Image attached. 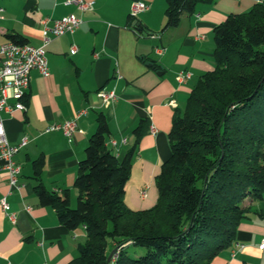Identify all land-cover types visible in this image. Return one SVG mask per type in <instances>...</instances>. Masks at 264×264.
Wrapping results in <instances>:
<instances>
[{
    "label": "crops",
    "instance_id": "crops-1",
    "mask_svg": "<svg viewBox=\"0 0 264 264\" xmlns=\"http://www.w3.org/2000/svg\"><path fill=\"white\" fill-rule=\"evenodd\" d=\"M67 0H0V45L5 35L17 33L32 46L41 45L43 20L73 14L82 24L73 34H64L46 46L49 75L30 73L23 102L25 111L2 112L5 136L11 145L23 138L27 144L14 156L20 166L17 189L9 188L0 171V199L9 206L0 208V264H69L78 255L86 234L82 227L67 230L55 211L38 203L37 184L75 202L74 180L78 164L102 114L109 133L105 145L118 161L135 147L124 201L133 210L152 208L158 198L155 177L169 158L172 119L182 112L198 78L213 69V29L228 15L248 11L264 0H214L196 5L183 14L174 28L164 29L165 0H85L91 12L81 13ZM134 2L149 6L147 12L131 19ZM137 22L135 34L133 23ZM146 34V35H143ZM71 46L76 53L71 54ZM155 49L160 50L156 53ZM188 71L191 78L179 84L176 75ZM113 91L116 99L103 105L98 91ZM9 104L14 101L9 98ZM75 120L72 141L61 131L46 132L53 125ZM150 126L156 129L153 135ZM138 130V133H136ZM43 159L39 178L33 162ZM254 213L240 223L232 245L209 264H264L259 244L264 238V197L246 199ZM14 214V223L8 218Z\"/></svg>",
    "mask_w": 264,
    "mask_h": 264
},
{
    "label": "trees",
    "instance_id": "trees-1",
    "mask_svg": "<svg viewBox=\"0 0 264 264\" xmlns=\"http://www.w3.org/2000/svg\"><path fill=\"white\" fill-rule=\"evenodd\" d=\"M212 1L165 0L164 29ZM5 37L27 44L17 33ZM213 40V69L198 78L184 110L173 116L171 153L155 177L152 208L125 203L135 147L118 161L105 145L102 114L78 164L75 207L66 195L35 186L39 205L52 208L67 230L84 226L85 241L69 264H106L113 249L109 264H209L254 213L244 201L264 197V1L228 15L214 27ZM42 164V157L32 164L35 179Z\"/></svg>",
    "mask_w": 264,
    "mask_h": 264
},
{
    "label": "built area",
    "instance_id": "built-area-1",
    "mask_svg": "<svg viewBox=\"0 0 264 264\" xmlns=\"http://www.w3.org/2000/svg\"><path fill=\"white\" fill-rule=\"evenodd\" d=\"M65 5H74L76 9L81 12H91L93 10V3L85 0H67ZM149 6L143 2H134L131 5L129 17L131 19L137 18L141 13L147 12ZM2 10L0 9V13ZM49 20L41 22V45L32 46L29 44H15L7 41L0 45V114L10 113L11 111H25V98L26 91L30 83V73L32 71L38 72L42 77L49 75L46 46L59 36L64 34H73L82 24V19L73 14L64 16L58 20H53L48 25ZM135 34L141 36V32L133 27ZM156 53L160 50L155 49ZM71 54L76 53V47L71 46ZM191 78L188 71H181L176 75V82L182 84ZM97 97L101 100L103 105H109L115 101L116 96L113 91L105 92L98 91ZM11 98L14 103L9 104L8 100ZM61 131L63 136L72 141L73 135L77 131V124L75 120L64 121L60 125L50 126L46 132ZM151 134L157 131L154 127L150 126ZM27 144V138H23L18 145H11L6 136L3 126V120L0 117V171L5 172L8 180L9 188L17 189V179L20 174V166L14 161V156ZM0 208L3 212H7L9 206L6 198L0 199ZM8 218L14 223V214H8ZM84 228V226H83ZM259 249L264 251V238L259 244ZM9 264V263H7Z\"/></svg>",
    "mask_w": 264,
    "mask_h": 264
},
{
    "label": "water",
    "instance_id": "water-1",
    "mask_svg": "<svg viewBox=\"0 0 264 264\" xmlns=\"http://www.w3.org/2000/svg\"><path fill=\"white\" fill-rule=\"evenodd\" d=\"M134 26L138 27V23L137 22H134L133 23ZM143 35H146V34H143ZM116 250L113 249L110 254L107 256V259H106V264H109L113 258V255L115 254Z\"/></svg>",
    "mask_w": 264,
    "mask_h": 264
},
{
    "label": "rangeland",
    "instance_id": "rangeland-1",
    "mask_svg": "<svg viewBox=\"0 0 264 264\" xmlns=\"http://www.w3.org/2000/svg\"><path fill=\"white\" fill-rule=\"evenodd\" d=\"M75 201H76V200H75ZM75 203H76V202H72V203L70 204V207H71V208H74V207H75ZM241 205H242V204H241ZM142 252H143V250H142Z\"/></svg>",
    "mask_w": 264,
    "mask_h": 264
}]
</instances>
